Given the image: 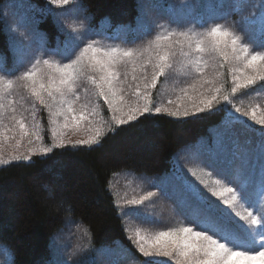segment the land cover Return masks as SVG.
Wrapping results in <instances>:
<instances>
[{
    "label": "snow or ice",
    "instance_id": "obj_1",
    "mask_svg": "<svg viewBox=\"0 0 264 264\" xmlns=\"http://www.w3.org/2000/svg\"><path fill=\"white\" fill-rule=\"evenodd\" d=\"M48 3L63 8L76 4V0H48ZM79 12L76 5L58 14L71 17L70 22L67 18L62 21L69 32L67 40L51 50L45 47L43 37L30 29L27 18H18L16 29H12L16 35L10 43L13 53L19 55L11 69L0 58V165L30 161L36 153L47 155L54 148L67 145L75 148L99 144L106 132L113 130L111 126L105 127L106 121L100 115L101 99L116 126L145 114L186 118L209 112L217 105H223L230 123H245L246 117L264 125V106L249 103L244 108L234 102L237 94L246 95L247 90L264 95V39L257 38L264 37V0L259 14L248 15L244 14L243 0H236L233 12L239 15L240 32L203 19L198 21L199 29L196 24L184 30L156 24L159 31L138 47H106L87 38V18L80 19ZM149 32L150 29H145L142 35L146 37ZM32 44L39 45L37 53L29 66L17 74L25 64L23 54ZM177 56L182 58L179 67H176ZM173 72L190 76L191 81L167 105L155 103L153 90L161 78L167 80ZM229 81L230 86L226 87ZM83 83L91 86L96 103L87 99L89 89H82ZM21 90L26 95H20ZM25 100L30 102L27 107ZM29 109L31 121L25 115ZM40 109L48 113L50 145L44 143V129L37 119ZM70 132H84L87 138L66 139ZM13 141L14 151L6 157L4 146ZM25 141L28 147L22 152ZM208 166L228 182L213 179L212 173L199 165L188 168V172L227 208L182 173L174 175L176 183L164 178L154 187L164 196L176 198L179 214L186 223L155 232L137 228L131 233L128 239L148 258L144 264H162L157 259L161 257L173 264H254L256 261L264 264V168L260 178L253 181L244 168L229 177L228 170L215 161ZM156 196L157 192L148 191L139 197L121 198L117 207L123 210L122 215L148 219L140 206ZM234 217L245 223L239 224ZM78 230L83 232L81 239L87 237V241L77 243L65 254V259H57L55 264H70L74 256L91 250L90 229L81 224ZM4 252L11 258L8 249Z\"/></svg>",
    "mask_w": 264,
    "mask_h": 264
},
{
    "label": "trees",
    "instance_id": "obj_2",
    "mask_svg": "<svg viewBox=\"0 0 264 264\" xmlns=\"http://www.w3.org/2000/svg\"><path fill=\"white\" fill-rule=\"evenodd\" d=\"M9 1L0 0V58L4 64L14 55L3 8V4ZM23 1L17 2L35 7L36 12L30 13L31 18L35 21L36 31L45 37L46 45L54 46L57 41L63 44L64 40H58L62 35L46 0ZM77 1L84 14L90 16L87 28L99 24L104 28L110 25V29L117 25L143 24L138 22L145 0ZM235 3L236 0H200L196 21L192 23H198L199 18L225 24L240 32L239 15L233 12ZM243 3L245 15L252 12L259 14L261 0H243ZM160 4L168 6L166 1ZM205 4L213 7L210 17L207 16L209 12ZM152 7L155 9L157 6L147 8L151 10ZM245 39H248L247 35ZM229 86V83L226 84V87ZM237 96L243 97L244 94ZM225 118L223 105L186 118L170 117L164 113L145 114L107 131L99 144L78 145L75 148L67 145L54 148L47 155H33L30 161L0 165V243L9 248L12 264H55L56 258H62L57 255L56 251L59 252L60 248L56 249L58 247L53 245V238L65 231L72 233L81 224L91 231V250L74 256L70 264H100L97 254L101 256L112 250L126 254L130 261L144 264L148 258L133 247L124 231L122 218L109 188L110 180L121 171L145 177L168 174L175 170L174 157L179 151L186 147L194 149L203 136L209 135V129ZM234 125L245 132L243 123H234L235 128ZM228 127L234 132L232 126ZM246 132L248 136L256 137L254 146L248 143L251 146L250 155L256 156L254 166L262 164L264 168V133ZM212 135L205 137L210 139L209 145ZM144 138L155 141L156 150L135 151L133 147ZM216 164L220 167L223 165ZM255 172L253 181L259 179L258 172ZM238 223L243 225L245 222ZM5 224L8 226L5 227ZM114 264L117 262L114 261ZM162 264L167 262L162 261Z\"/></svg>",
    "mask_w": 264,
    "mask_h": 264
},
{
    "label": "rangeland",
    "instance_id": "obj_3",
    "mask_svg": "<svg viewBox=\"0 0 264 264\" xmlns=\"http://www.w3.org/2000/svg\"><path fill=\"white\" fill-rule=\"evenodd\" d=\"M17 1H23V0H16V1L11 0L3 4L4 17L8 22L7 28L11 34L10 41L11 38L16 35V33L12 31V29H16L18 18H27L30 29H35L34 27L35 21H33V18H31V14H30L32 11L33 14H35L36 12L35 7L32 4L27 5L25 3L17 2ZM163 1H166L168 6L161 5L160 2L162 3ZM171 1L172 0H145L142 6L143 15H141L142 16L141 20L138 23L147 24L150 26L149 28H152V26L156 24L169 26L171 23L196 21L195 17H196V12L200 6V0H173L172 4ZM46 3L48 9H51L52 12L54 13L53 15L54 21L57 24L58 31L62 35L58 38V40H62V42L64 40L65 42L67 40L69 30L63 25L62 21L67 18L69 19L70 22L71 17H65L63 15H58V14L65 13L69 9L76 7V5H78V1L76 0V4L74 5L64 6L63 8H56L55 6L50 5L48 3V0H46ZM151 5H156L157 7H154L155 9H153L152 7L150 10V8L147 7H150ZM205 6L207 7V11L209 12L207 16L210 17V12L213 7L210 4H205ZM78 16L80 19H84L85 17L87 18L85 20V24L87 26V21L88 18H90V16L84 14L81 8ZM34 20H36V17H34ZM198 20L200 19L198 18ZM135 24L117 25L114 26L115 28L113 27L112 29H110L111 26L109 24H108L109 27L107 26V28H103L99 24L97 26L88 28L90 30L86 34V36L89 39H95L99 41L101 45L106 47L116 46V45H119L121 47H138V46H143V44L146 43L148 39H151L152 36H154L155 33L159 31V29L150 30L149 35L145 37L144 35H142L143 31L138 30L140 28H143L142 27L143 25H135ZM36 32L43 37L44 44L47 49L51 50L57 47L58 45H60V41H57V44H55L54 46L46 45L45 37L40 32L38 31ZM38 48H39L38 44H32L31 48L23 54L25 59V64L23 67L17 70V74L19 71H23L24 68L29 66V61L32 58V56H34L37 53ZM17 55L19 54H14L13 56L11 55V57L7 61V64H5L7 68L11 69L13 67V63ZM56 59H61V58L56 57ZM181 59L182 58L179 56L176 57V61H177L176 67H179V61ZM208 71H211V69H209ZM189 77L190 76L183 75L179 72H173L167 80L161 78L160 82L157 85V88L153 90L154 102L157 104L164 103L167 105V101L169 99L174 100L173 96L169 94V92L171 91L170 88L174 90L172 88L173 86L180 85L179 87H177V90L179 91L180 88L186 86L185 84L188 82L186 78ZM85 87L89 89L87 99L92 103H96L97 101L95 96L92 94L91 86L88 85L87 83H83L82 89ZM20 95H26V94L23 93V91L21 90ZM81 96L83 101L84 93L82 90H81ZM98 102L100 104V115L103 117L104 121H106L105 127L111 126V128L113 129L116 125H114L111 121L112 114L108 111L107 105L104 104L102 99L99 100ZM234 102L237 103L238 106H242L244 108H247L249 103H257L264 106V95H254V93L250 91L247 92V94L244 95L243 97H239V96L234 97ZM29 103L30 102L28 100H25L26 107L29 105ZM25 115L28 121H31L30 109L28 112L25 113ZM37 119L39 120L40 124L44 129L42 133L45 138L44 143L50 145L52 143V140L50 138V132L48 131L47 111L40 109L37 113ZM243 119L246 121L245 123H243V125L245 126V128H243L245 129V132L237 125H234L235 130L234 132H231L230 128L227 127L228 125H226V122L228 121L227 118H225L218 125L210 128L209 135L203 136L204 138L200 139L198 144L195 145L194 149L186 147L185 149L179 151V154H176V156L174 157L175 170L172 169V171L169 172L168 174L149 176V177H145L143 175H135L130 172H124V171L117 172L116 174H114L112 179L110 180L109 188L111 193L113 194L116 207L118 202L121 201V198H132L133 196L139 197L140 195H143L148 191L157 192L156 197L151 198L149 201H145L144 205L140 206L143 216L148 217V219L137 218L135 215H122L121 213L123 210L117 207L118 214L121 216L123 221L124 231L125 229H127V231H125L126 235L129 236L137 228L146 232H155V231L167 230L170 227H176L181 222L186 223L184 217L179 214L176 198L172 195L164 196L157 187H154V185H159L161 181L166 177L169 178L171 183H176L175 180L173 179L174 175H180L182 173L184 176L187 177L188 180L198 184L201 190L210 197H211V193L207 192V189H205L203 185H199V182L196 181L195 177H192L191 173L188 172V168L197 167V165H199L200 167H203L206 172H211L213 179H222L224 180L225 183H227L228 181L225 177L218 176L216 170L213 167L208 166L210 162L216 161V163L223 164L221 167H224L227 170H229L230 172L228 174L229 177L234 176L237 169L244 168L246 174H249L251 176H253L254 172L257 171L258 177L260 178L262 166L258 165L257 168L254 166V160L256 161V156L253 154L254 156L252 155L251 157L250 155V153L252 154L250 149L251 146L249 147L248 144V143H252L254 146V141L256 137L248 136L246 131L251 130L254 131L255 134L264 133V125L256 124L254 121L248 120L246 117ZM213 130L214 133L212 135ZM210 135H212L213 139L218 141V143H215V145H213V149L217 151V153H214L213 155H209L208 151L206 150L207 147L206 142L208 141V138L205 137H208ZM86 138L87 135L84 132H79L75 134L70 132L68 137H66V139H71L73 141L79 139H86ZM155 144H156L155 141L144 138L142 141L136 143V145L133 148L137 152H140L142 150L146 152L149 151L151 152L153 149L156 150L157 146H155ZM13 145H14V141L4 146V153L6 157L14 151ZM27 147L28 145L27 142L25 141L20 151L26 152ZM34 155H41V154L36 153ZM229 186L235 187L236 185L230 184ZM50 195L52 194L49 193V196ZM211 199L219 203L221 207L227 208V206L223 205L222 201L217 200L216 197H211ZM229 211L231 210L229 209ZM234 218L236 222L241 221L239 217H234ZM6 226L8 225L5 224V227ZM68 229H69V225H68ZM57 237L59 239H57ZM57 237H54L52 241H53V245L58 247L56 249L60 248L59 252L58 251L56 252L57 255H59V257H61L62 259L66 258L65 254L67 252H70L77 243L83 244L86 242V237L81 239V237H83V232L81 230L75 231V229H73L72 233L71 232L67 233V231H65L64 233H61ZM5 248L9 250V248L5 244L0 243V264H12V259L9 258V256L6 255L4 252ZM112 253H114L115 255ZM112 253H103L101 256L100 253H98L97 258L99 263L114 264L113 261L114 258L120 259V254L118 253L117 250H113ZM157 259L160 261L167 262V264L170 263L173 264L172 261H169L165 257H161ZM125 264H138V263H135V260L132 261L128 260V262H126ZM254 264H261V262L256 261L254 262Z\"/></svg>",
    "mask_w": 264,
    "mask_h": 264
}]
</instances>
